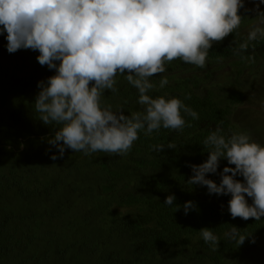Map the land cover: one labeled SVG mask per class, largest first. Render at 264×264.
I'll list each match as a JSON object with an SVG mask.
<instances>
[{
	"label": "trees",
	"instance_id": "trees-1",
	"mask_svg": "<svg viewBox=\"0 0 264 264\" xmlns=\"http://www.w3.org/2000/svg\"><path fill=\"white\" fill-rule=\"evenodd\" d=\"M239 15L240 28L213 43L204 68L176 59L152 78L149 95L179 98L199 119L185 115L182 130L141 131L125 155L67 149L51 159L58 153L47 141L59 125L39 121L34 102L37 83L55 70L38 63V51L8 53L6 33L0 35V264H250L262 258L264 217L232 218L230 195L188 184L189 165L207 160L203 142L216 128L225 136L247 130L264 145V135L256 137L263 128L250 114L245 121L242 108L264 106V40L244 53L254 63L234 55L256 16L246 5ZM162 76L169 81L164 88ZM115 79L118 91L106 90L102 105L125 115L142 110L137 90L124 76ZM224 167L234 165L220 160L217 174L206 178L219 185ZM168 195L175 196L171 206L164 205ZM189 201L194 207L185 214ZM230 226L248 236L242 245L225 236ZM204 228L219 237L217 249L203 241Z\"/></svg>",
	"mask_w": 264,
	"mask_h": 264
},
{
	"label": "clouds",
	"instance_id": "clouds-1",
	"mask_svg": "<svg viewBox=\"0 0 264 264\" xmlns=\"http://www.w3.org/2000/svg\"><path fill=\"white\" fill-rule=\"evenodd\" d=\"M259 5L264 0L254 9L246 38L232 48L234 55L249 63L255 57L244 53L264 40V10ZM244 6V0H0V35L6 33L7 52L38 51V63L55 70L46 82L37 83L40 91L34 102L39 121L59 125L47 141L58 153L50 158H62L67 149L86 156L125 155L141 131L150 135L161 128L182 130L185 115L199 119L179 98L149 95L155 87L152 78L165 73L166 63L176 59L204 68L213 43L240 28L244 18L239 12ZM117 74L137 90L142 110L125 115L102 105L106 90L118 91ZM168 83L162 76L159 87ZM203 143L208 158L200 165H189L193 175L188 184L206 186L210 195H230L232 218L258 221L264 217V145L247 130L225 136L220 128ZM220 160L234 167L223 168L218 185L206 174H217ZM174 200V195H168L164 205L171 206ZM183 207L187 214L194 206L189 201ZM199 232L205 243L218 248L220 239L214 230ZM241 232L230 226L225 236L242 245L248 236ZM254 262L264 264V254L250 264Z\"/></svg>",
	"mask_w": 264,
	"mask_h": 264
},
{
	"label": "rangeland",
	"instance_id": "rangeland-1",
	"mask_svg": "<svg viewBox=\"0 0 264 264\" xmlns=\"http://www.w3.org/2000/svg\"><path fill=\"white\" fill-rule=\"evenodd\" d=\"M259 0H244V5L248 6L250 10H252V13L255 15L256 12L254 9L258 5ZM264 10V5H259V10ZM244 111H247L244 116L247 117L246 114H250L249 118L251 120H255L257 123L256 125L259 127H262L263 129L259 131V134L264 135V106H251V105H244L242 107ZM248 120V117L245 118V121ZM262 142L264 143V138L262 139Z\"/></svg>",
	"mask_w": 264,
	"mask_h": 264
}]
</instances>
